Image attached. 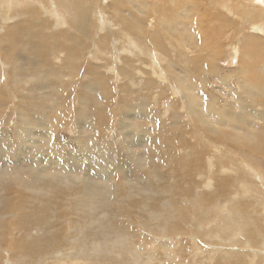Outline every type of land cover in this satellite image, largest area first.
<instances>
[{
    "label": "rangeland",
    "instance_id": "374dc122",
    "mask_svg": "<svg viewBox=\"0 0 264 264\" xmlns=\"http://www.w3.org/2000/svg\"><path fill=\"white\" fill-rule=\"evenodd\" d=\"M40 1L12 9L9 13L15 11L25 15H0V98L3 102L0 109V264H133V261L136 264H264V246L255 247L263 253L258 254L259 259H253L255 252L248 249L254 251V247L242 245L241 241L230 244V239L227 240L229 244L225 245L224 237V241L219 242L215 240L216 235L213 237L205 231L212 226L201 227L204 222L197 225V229L193 228L197 219H210L216 226L226 217L221 214L220 206L215 205L216 200H220L215 196L218 184L213 175L216 171L230 180L231 190L238 187L240 180L254 181L256 184L261 181L257 177L253 180L248 171L250 167L246 170L241 163L251 165L259 174H264V160L258 155H248L244 149L229 153V144L213 147L197 132L204 128L217 130L229 124L226 130L230 134L240 129L238 132L241 135L251 136L255 132L252 128L264 133V107H257L256 112L249 113L247 108L242 110L241 107H235L233 116H223L227 118L226 123L208 111L211 103L220 109H224L226 103L234 107L235 93L242 92L247 85L259 89L256 83L262 78L259 76H264V26L257 21L263 15H248L249 20L253 18L255 21L251 25L244 20L245 8L241 7L242 2H245V7L254 5L250 10H259L264 7V2L194 0L198 5L190 7L186 5V0H149L156 6L148 7L145 14L143 0H114L112 7L115 12L105 9V6L110 7L112 0H77V4L80 2L77 6L68 0ZM96 6L99 8L92 14ZM238 7L239 11H236ZM57 10L62 24L54 26L53 22L57 19L53 14ZM81 11L91 24L86 28L89 31L87 37L76 30L81 25L78 22L81 21ZM76 13H79V19L75 18ZM104 15L113 17L112 21L116 24L114 31L108 32L111 21ZM15 24L20 28L16 29ZM126 30L132 33L139 30L148 34L146 41H140L145 48L144 54L136 56L134 53L130 57L129 54L121 53L119 47L124 45L120 44H125L126 40L121 36ZM238 30L240 33L237 35ZM52 36L54 39H51ZM104 36L107 37L106 44L103 43ZM247 36L256 37L263 45L256 46L251 40L253 48L244 49ZM149 38H152L151 42ZM113 40L120 41L119 47L111 44ZM75 41H80L78 49H74ZM56 42L58 47L54 49ZM145 43L147 48L153 47L156 51L154 61L160 80L152 75V59L147 54ZM64 47L70 51L65 53ZM45 54L48 58L43 61L42 56ZM24 57V60L17 63L21 66L20 70H13L14 65L7 63V60ZM122 57L127 66L121 62ZM118 67L124 71L128 67L129 74L134 75L135 70L132 69L138 67L144 70V76H135L134 83L130 82L129 78L116 76ZM239 68L241 70L236 75ZM14 74H23V82H19L17 89ZM225 74H230L234 80L232 86L221 82L220 78ZM236 77L242 80L247 78L248 81H244L241 86ZM176 90H179L178 93ZM261 94L258 93L261 97H254L257 103H264V95ZM242 95L245 96V92ZM27 108L29 111L25 110ZM23 109L29 114L26 119L28 124L20 121L25 112ZM28 126L32 132L25 135L22 130ZM254 141L257 142L256 139ZM55 156L61 157L59 162H55ZM67 157L72 163L65 162ZM220 157L223 162L219 164ZM96 160L100 161L99 166L94 164ZM185 161H188V167L192 169L190 176L184 172ZM71 183H75L76 189ZM86 183L96 186L93 193L90 194L86 189ZM174 184L177 188L172 193L177 197L171 199L174 206L167 208L166 198L163 197L170 198L167 191ZM243 186L245 184L241 191L239 188L233 191L237 194L235 200L239 199ZM116 189L123 194L116 193ZM228 193L230 189L226 198H229ZM119 197L124 199L120 200ZM245 198L251 200L249 195ZM10 199L12 201H8ZM143 201H147L146 208L135 205ZM227 201L222 200L221 204ZM8 202L16 205L15 211L8 206ZM90 202L94 205H90ZM149 202L153 203L149 206ZM242 203L248 209V214L243 212L246 216L242 214L247 221H251V218L259 219L260 214L264 215L263 204L260 207L253 202ZM123 206L128 209V215ZM38 214L49 220L54 230H50L52 227L36 229L30 221L35 220ZM83 219L86 220L84 223ZM250 223V230L256 232L247 235V239L243 235L245 241L254 245L258 231L264 243V230L259 226L264 229L263 220ZM241 225L244 226V222ZM58 228L60 231L56 230ZM174 228L178 231L172 232ZM90 230L98 237L91 243L98 248L96 251L92 250V246L88 247V242L83 239L89 236L87 232L91 233ZM163 231H167L169 236L165 237ZM176 233L180 236L174 237ZM157 237L160 238L158 241ZM47 238L53 241L47 242ZM51 242V246L43 245ZM72 244L83 245L81 249L80 246L73 249ZM48 246L54 250L50 252ZM211 250H214V254H211ZM53 251L57 252L54 254Z\"/></svg>",
    "mask_w": 264,
    "mask_h": 264
},
{
    "label": "bare ground",
    "instance_id": "6f19581e",
    "mask_svg": "<svg viewBox=\"0 0 264 264\" xmlns=\"http://www.w3.org/2000/svg\"><path fill=\"white\" fill-rule=\"evenodd\" d=\"M34 1H39V2H41L40 0H0V15H3V14H6V15H8L9 17H15L16 15L15 14H24L23 12H16L15 13V11H11L12 13L11 14H9L10 13V10H12V9H15V8H18V7H20V6H23V5H26V4H28V5H30V4H33L34 3ZM71 4H75V6H77L78 4H80V2L77 4V2L78 1H80V0H76V1H74V0H68ZM187 2H186V5L188 6V5H190V7H195L196 5H198V3H196L195 4V2H194V0H186ZM196 1V0H195ZM246 1V0H245ZM253 2H259V3H263L264 2V0H252ZM200 2V1H199ZM227 3H229V2H227ZM245 3V2H244ZM243 2H242V7L241 8H245V18H244V20H246V22H249L251 25L252 24H254L255 23V21L253 20V18H252V20H249V18H248V15L249 16H252V17H256V16H258V15H263L262 17L263 18H261V20L260 21H257V22H259V24L261 25V26H264V21H263V19H264V7H260V9L259 10H257V9H254L253 11L252 10H250V8H252V7H254V5L253 4H249V6H247V7H245V4H244ZM185 4V3H184ZM114 5V0H112V2H111V5H110V7L109 6H105V9L107 10V9H109V10H112L113 12H115L113 9H115V8H113L112 6ZM142 5L143 6H145V11H143L144 13L145 12H147V8L149 7V8H153V6H156V4L155 5H152L151 3H150V1L149 0H143V3H142ZM199 5H200V3H199ZM80 6V5H79ZM201 6V5H200ZM142 7V6H141ZM22 8V7H21ZM29 8V7H28ZM35 8V7H34ZM99 8V6H96L95 8H94V10H93V12H92V14H95L96 12H97V9ZM8 9V10H7ZM23 9H25V8H23ZM30 9V8H29ZM32 9V8H31ZM139 9V8H138ZM79 10H80V7H79ZM228 10H229V8H228ZM232 10H233V7H232ZM21 11V10H20ZM24 11V10H23ZM75 11V10H74ZM236 11H239V7L238 8H236ZM77 12V11H76ZM80 12V11H79ZM82 12V11H81ZM85 12H86V9H85ZM142 12V13H143ZM244 13V12H243ZM26 14V13H25ZM24 14V15H25ZM79 13H76V15H75V18L76 19H79V15H78ZM146 14V13H145ZM145 14H143V17H145ZM54 15V17L57 19V20H55V22H53V24H54V26L57 24V23H59V25H61L62 24V21H61V15H60V13H58V10L57 11H55V13L53 14ZM85 13L83 14V12L81 13V15H80V20L81 21H78L79 22V24H81L80 26H78V27H76V30L77 31H79L80 33H82L83 34V37L85 36V37H87L88 36V34H89V31L86 29L88 26H90L91 24H90V22L88 21V19H86L85 18ZM36 16V15H35ZM90 16V15H89ZM104 16H106V15H104ZM240 16H241V14H240ZM40 17V16H39ZM111 22H110V29H109V31L108 32H110L111 30H113V28H115L116 27V24L112 21V18L113 17H111V18H109V16H106ZM29 18V17H28ZM141 18H142V15H141ZM242 18V17H241ZM38 19V18H37ZM12 20V19H11ZM65 21H66V19H65ZM115 21V20H114ZM141 21V20H140ZM47 22V21H46ZM82 22H83V24H82ZM160 22V21H159ZM168 22V21H167ZM123 23H125V21L123 22ZM141 23V22H140ZM120 24V23H119ZM163 24H164V22H163ZM166 24V23H165ZM249 24V25H250ZM17 27H16V29H19L20 28V26H18L17 24H15ZM33 25V24H32ZM125 25V24H124ZM24 26V25H23ZM29 26H31V25H29ZM133 26H134V24H133ZM135 26H136V24H135ZM19 27V28H18ZM22 27V26H21ZM25 27V26H24ZM125 27H127V25L125 26ZM91 28V27H90ZM121 28V27H120ZM122 28H124V27H122ZM131 28H133V27H130V29ZM137 28V27H136ZM247 28V27H246ZM258 28H260V27H258ZM54 29H57L56 27H54ZM59 29V28H58ZM93 29V28H92ZM127 29V28H126ZM22 30V29H21ZM97 30H98V28H97ZM115 30V29H114ZM113 30V31H114ZM13 31V30H12ZM17 31V30H16ZM25 31V30H24ZM44 31V30H43ZM120 31V30H119ZM124 31V30H123ZM122 31V32H123ZM127 32H125L123 35H122V33H120L122 36L121 37H123V38H126V40H125V44H120V45H124V46H121V47H119L118 45H119V43H120V41H118V40H113L112 42H111V44H114V45H116V46H118L121 50H122V52L121 53H124V54H129V56L130 57H133V55H134V53H135V55L136 56H138L137 54H144V52H145V48L141 45V43H140V41H141V39H144V41H146V39L148 38V34L145 32V33H142V32H139V30H135L136 31V33H132V31H129V30H126ZM143 31V30H142ZM23 32V31H22ZM28 32V31H27ZM121 32V31H120ZM139 32V33H138ZM9 33V32H8ZM18 33V32H17ZM24 33V32H23ZM40 33V32H39ZM62 33V32H61ZM240 33V31L238 30V33H237V35ZM216 34V33H215ZM10 35V34H9ZM12 35H14V34H12ZM12 35H10V36H12ZM36 35V34H35ZM40 35H43L42 33L40 34ZM52 35V34H51ZM115 35H116V33H115ZM114 35V36H115ZM118 35V34H117ZM8 36V35H7ZM26 36V35H25ZM29 36V35H28ZM27 36V37H28ZM18 37V36H17ZM16 37V38H17ZM20 37H22L21 35H20ZM90 37H92V36H90ZM106 36H104L103 37V43H105L106 44V42H105V40H106V38H105ZM110 37V36H109ZM216 37V36H215ZM13 38V37H12ZM16 38H13V39H16ZM23 38V37H22ZM33 38V37H32ZM36 38V37H35ZM42 38V37H41ZM44 38V37H43ZM42 38V39H43ZM251 38V39H250ZM2 39H3V37H2ZM21 39V38H20ZM19 39V40H20ZM48 39V38H47ZM50 39V38H49ZM51 39H54V36H52L51 37ZM9 40V39H8ZM149 40H150V42L152 41V38L150 39L149 38ZM158 40H159V38H158ZM251 40H253V42H255L254 44L256 45V46H258L259 45V47L261 46V45H263L262 43H261V41H259V40H257V38L255 37V38H253L252 36H247L245 39H244V46H243V48L245 49V48H247V47H252L253 48V43H252V41ZM6 41V40H5ZM37 41H38V39H37ZM214 41V40H213ZM204 42V41H203ZM10 43H12V41H10ZM18 43V42H17ZM75 45H74V49H78V47H79V44H80V41H78V42H76L75 41V43H74ZM97 44V43H96ZM110 44V45H111ZM148 44H150L149 42H148ZM13 45V44H12ZM14 45H16V44H14ZM60 45V44H59ZM84 45V44H83ZM144 45V44H143ZM145 45H146V48H147V44L145 43ZM151 45V44H150ZM152 45H153V43H152ZM151 45V46H152ZM23 46V45H22ZM42 46V45H41ZM82 46V45H81ZM54 47H58V42H56L54 45H53V48ZM255 47V46H254ZM259 47L256 49L257 51H258V49H259ZM5 48V47H4ZM7 48V47H6ZM9 48V47H8ZM73 48V47H72ZM14 49V48H13ZM27 49V48H26ZM36 49H38V48H36ZM55 49V48H54ZM0 50H2V49H0ZM9 50V49H8ZM17 50V49H16ZM73 50V49H72ZM70 51V49L69 48H67V47H64V52L65 53H68ZM147 54L151 57V59H152V61H150V62H152V65H151V72L153 73L152 75H154V76H156L159 80H160V75H159V73H158V68L156 69V62L154 61V56H155V54H156V51H155V49L152 47V48H147ZM249 50H247L246 52H248ZM23 52V51H22ZM28 52H29V50H28ZM3 53V52H2ZM63 53V52H62ZM113 53V50L110 52V54H112ZM4 54V53H3ZM15 54V53H14ZM18 54V53H17ZM17 54H15V55H17ZM22 54V53H21ZM21 54H20V56H21ZM24 54V53H23ZM61 54V53H60ZM115 54H116V52H115ZM65 55H67V54H65ZM147 55V56H148ZM3 56V55H2ZM12 56V55H11ZM128 56V57H129ZM217 56V55H216ZM39 57V56H38ZM124 57H127V56H124ZM124 57H122V60H121V62L123 63V65H126L127 66V64H125L123 61H124ZM158 57V56H157ZM11 58H13V57H11ZM48 58V56L45 54V55H43L42 56V60L43 61H45L46 59ZM112 58H113V56H112ZM116 58H118V57H116ZM136 58V57H135ZM25 59V57L24 58H21V59H11V60H7V59H4V60H7V63H9V64H11V65H14V68H13V70H15V69H17V70H20L21 69V66L20 65H17V63H18V61L19 62H21V60H24ZM30 59V58H29ZM29 59H28V61H29ZM39 59V58H38ZM63 59V58H62ZM67 59H69V57L67 58ZM76 59V58H75ZM126 59H128V58H126ZM126 59H125V61H126ZM157 59V58H156ZM159 59V58H158ZM113 60V59H112ZM150 60V59H149ZM62 61V60H61ZM135 61H137V62H139L140 60H135ZM146 61V60H145ZM35 62V61H34ZM39 62V61H38ZM37 62V63H38ZM63 62V61H62ZM36 63V62H35ZM78 63V62H77ZM117 63V61L114 63V64H116ZM158 63H159V61H158ZM48 64V63H47ZM55 64V63H54ZM76 64V63H75ZM129 64V63H128ZM3 65V64H2ZM6 65H8V64H6ZM26 65V64H25ZM24 65V66H25ZM138 65V64H137ZM140 65V64H139ZM4 66H5V64H4ZM54 66H56V65H54ZM71 66V65H70ZM76 66V65H75ZM143 66V65H142ZM207 66H208V64H207ZM26 67V66H25ZM68 67V66H67ZM72 67V66H71ZM209 67V66H208ZM211 67V66H210ZM209 67V68H210ZM12 68V67H11ZM44 68H46L45 66H44ZM57 68V67H56ZM69 68V67H68ZM76 68V67H75ZM120 67H118V72H115V74H116V76H124V78L126 77V79L127 78H129V80H130V82H133L134 83V79H135V76H139V75H141V76H144V70L142 71L140 68H138V67H133V69L132 70H135V75H134V73H132V74H129V69H128V67L126 68V71H124V69H119ZM165 68V67H164ZM173 68V67H172ZM207 68V67H206ZM242 68V67H241ZM241 68H239L238 70H237V72H236V75H238V73L240 72V70H241ZM244 68V67H243ZM93 69V68H92ZM162 69V68H161ZM167 69V68H166ZM246 69V68H245ZM245 69H243V71L245 70ZM44 70V69H43ZM59 70V69H58ZM57 70V71H58ZM113 70V69H112ZM252 70V69H251ZM6 71V70H5ZM155 71H157L156 73H155ZM236 71V70H235ZM34 72V71H33ZM162 72V71H161ZM20 73H21V71H20ZM53 73V72H52ZM69 73V72H68ZM92 73V72H91ZM131 73V72H130ZM233 73V72H232ZM10 74V73H9ZM55 74H56V72H55ZM58 74V73H57ZM70 74V73H69ZM95 74V73H94ZM163 74V73H162ZM53 75V74H52ZM246 75V74H245ZM13 76H15V78H16V89L18 88V84H19V82L21 81V79H22V77H23V74H14ZM58 76V75H57ZM244 76V75H243ZM249 76V75H248ZM259 76V75H258ZM96 77H98V76H96ZM105 77V76H104ZM171 77V76H170ZM239 77V76H238ZM238 77H236L237 78V80H238V83L242 86V85H244L243 83H245L244 81H248L247 80V78L245 79V80H242V79H239ZM251 77V76H250ZM259 77H262V78H259L258 79V82L256 83L259 87V89H257V88H255V87H251V86H245V88L243 89V91L242 92H236L235 93V96H234V98H235V103H234V107L233 106H230L229 104H225L224 105V109H220L218 106H216L215 104H213V103H211V104H209V109H208V111H212L213 113H215V115L217 116V118L220 120V121H222V122H224V123H226V117H223V116H228V115H231V116H233L234 115V113H233V111H234V108L235 107H238V108H240L241 107V109L242 110H244L245 108H247L248 109V113H249V111H251V112H256L255 110H256V108L257 107H264V103L262 102V101H259V103H257L256 102V98L254 99V97H256V95H258V93L260 94V93H262L261 95H264V76H259ZM123 79V78H122ZM141 79V78H140ZM164 79V78H163ZM220 80H221V82L222 83H226V84H230L231 86L234 84V80L232 79V77H231V75L230 74H225V75H223L221 78H220ZM236 80V81H237ZM12 81V80H11ZM76 81V80H75ZM21 82H23V81H21ZM20 82V83H21ZM94 82V81H93ZM26 83V82H25ZM140 83V82H139ZM76 84V83H75ZM86 84V83H85ZM28 85V84H27ZM98 85H100L99 83H98ZM86 86V85H85ZM132 86V85H131ZM101 87V86H100ZM261 87V88H260ZM97 88V87H96ZM104 88V87H103ZM168 88V87H167ZM35 89V88H34ZM87 89V88H86ZM127 89H129V88H127ZM183 89V88H182ZM181 89V90H182ZM63 90V89H62ZM90 90V89H89ZM96 90V89H95ZM104 90V89H103ZM158 90V89H157ZM166 90V89H165ZM164 90V91H165ZM180 90V89H179ZM179 90H176V93H178V91ZM184 90V89H183ZM182 90V91H183ZM187 90V89H186ZM186 90H184V91H186ZM203 90V89H202ZM240 90V89H239ZM20 91V90H19ZM24 91V90H23ZM91 91V90H90ZM128 91V90H127ZM31 92V91H30ZM245 92V96H243L242 94ZM15 93H17L16 91H15ZM20 93H22V92H20ZM62 93V92H61ZM87 93V92H86ZM180 93V92H179ZM73 94V93H72ZM71 94V95H72ZM127 94V93H126ZM53 95V94H52ZM94 95V94H93ZM249 95V96H248ZM89 96V95H88ZM185 96V95H184ZM259 96V95H258ZM1 97V96H0ZM259 97H261V96H259ZM52 98H54V97H52ZM52 98H50V99H52ZM150 98V97H149ZM187 98V97H186ZM192 98V97H191ZM188 99V98H187ZM248 99V100H247ZM56 100V99H55ZM105 100V99H104ZM260 100H262V98L260 99ZM160 101V100H159ZM135 102V101H134ZM143 102V101H142ZM195 102H197V101H195ZM222 102V101H221ZM3 102H2V100H1V98H0V109L2 108V106H3V104H2ZM192 103V102H191ZM26 104V103H25ZM161 104V103H160ZM86 105V104H85ZM24 106H26V105H24ZM130 106V105H129ZM28 107V106H27ZM43 107V106H42ZM134 107V106H133ZM187 107V106H186ZM188 109V108H187ZM237 109V108H236ZM24 110V109H23ZM25 110H27V111H29L28 110V108L27 109H25ZM24 110V111H25ZM132 111H134V110H132ZM194 111V110H193ZM259 111V110H258ZM26 112V111H25ZM24 112V114H22V116H21V119H20V121L22 122V123H26V119L28 118V116H29V114H27V112L25 113ZM191 112V111H190ZM263 112H264V109H263ZM135 113V112H134ZM209 113H211V112H209ZM190 114V113H189ZM124 115V114H123ZM141 115V114H140ZM192 115H194V114H192ZM0 116H1V113H0ZM15 116H17V115H15ZM246 117V116H245ZM17 118H18V116H17ZM247 118H249V116L247 117ZM263 118H264V116H263ZM215 119V118H214ZM232 119V118H231ZM242 119V118H241ZM244 119V118H243ZM153 120V119H152ZM18 121V120H17ZM219 121V122H220ZM217 122H218V120H217ZM243 122V121H242ZM246 123H247V121H246ZM26 124H28V123H26ZM203 124V123H202ZM234 124V123H233ZM227 125H229V124H226V125H223V126H220L219 128H217V130H215V129H207V128H204V129H202V130H197V132L199 131V134L202 136V137H204L205 138V140H207V142H209V145L211 144L213 147H216V148H218L219 146H224V144L226 145V144H229L230 146L229 147H231V148H229V147H227L229 150H228V152L229 153H233V150H237V151H240V150H245L246 152H247V154L248 155H253V154H256V155H258L261 159H263L264 160V133L263 134H261V133H259L256 129H253L252 128V130H254L255 132H253V134L251 135V136H249V135H246V136H244V135H241L238 131L240 130H233V132H236V133H229L227 130H226V128H228L227 127ZM30 126H33V125H30ZM30 126H28L27 128H25V130L23 129L22 130V132H23V134H25V135H27L30 131H31V127ZM127 126V123H125V127ZM230 126V125H229ZM232 127H234L233 125H232ZM20 129H22V127H20ZM184 131V130H183ZM241 131V130H240ZM21 132V131H20ZM32 132V131H31ZM41 132H43V130H41ZM249 132V131H248ZM184 133H185V131H184ZM30 134H32V133H30ZM44 134V133H43ZM45 135V134H44ZM54 135V134H53ZM47 136V135H46ZM50 136H52V135H49V137ZM141 136H143V135H141ZM145 136V135H144ZM28 137V136H27ZM36 137V136H35ZM200 137V136H199ZM251 137H254V139H252ZM256 139V141L257 142H255L254 140ZM29 142V141H28ZM40 142V141H39ZM172 142V141H171ZM19 143V142H18ZM53 145H54V143H53ZM57 146V145H56ZM40 147V146H39ZM102 147V146H101ZM188 147H190V145L188 146ZM48 148V147H47ZM26 149L28 150V149H30L29 147H26ZM32 149V148H31ZM57 149V148H56ZM59 149V148H58ZM107 149V148H106ZM0 150H1V146H0ZM189 150V149H188ZM2 151H3V149H2ZM35 151V150H34ZM110 151V150H109ZM188 152V151H187ZM103 153V152H102ZM108 153V152H107ZM107 153H106V155H107ZM50 154V153H49ZM86 154V153H85ZM134 154V153H133ZM79 155H80V153H79ZM69 156V155H68ZM71 156V155H70ZM69 156V157H70ZM101 156H104V155H101ZM222 156V155H221ZM232 156V155H231ZM79 157H81V156H79ZM100 157V156H99ZM106 158H107V156H105ZM109 157H111L110 156V154H109ZM72 158V157H71ZM102 158V157H101ZM105 158V159H106ZM54 160H55V162H59L60 161V159H61V157L60 156H55L54 158H53ZM93 159V158H92ZM109 160H110V158H108ZM67 160V161H66ZM66 160H65V162L67 163V162H71V159L70 158H66ZM75 160V159H74ZM81 160V159H80ZM84 160V159H83ZM112 160V159H111ZM110 160V161H111ZM219 164L221 163V162H223V159L220 157L219 159ZM78 161V160H77ZM188 161H190V159L188 160ZM188 161H185V162H183L184 163V167H185V169H184V172H185V174H187V175H189L190 176V172H191V168L190 167H188ZM195 162H197V161H195ZM72 163V162H71ZM78 164V163H77ZM94 164H97L98 166L101 164L100 163V161H98V160H96L95 161V163ZM104 164H106V163H104ZM241 165L244 167V168H246V170H247V167H250V170H248L250 173V175H251V177H252V179L254 180L255 179V177H257L258 178V180L259 179H261V181H259L258 182V184H256L254 181H244V180H240L239 182H238V187L236 188H234V190H237L238 188L240 189V191H241V187H242V185L243 184H245V186H243L244 187V189H243V192L240 194V196H239V199L238 200H235V196L237 195L235 192L233 193V189L231 190V185H230V183H229V179L227 178L226 179V176H222V174L220 173V171H216L215 172V174L213 175V179L216 181V183L218 184V188L216 189V191H215V196H217L220 200H216L217 201V203L215 204L216 206H220V211H221V214H224V215H226V217H224L225 219L224 220H220L221 222H219V223H217V222H215V223H217L216 224V226H214L213 224V222L212 221H209L210 219H205V218H203V219H197L196 220V223H195V225H193L194 223H191V225H193V226H195V227H193L194 229H197V225H199L200 223H202V222H204L203 224H201V227L203 228V227H205L206 225H209V226H212V228L210 229H207V230H205V231H208L210 234H211V236H213L214 237V235H216V238H215V240H217V241H219V242H222V238L224 237V239H225V241H224V244L226 245V244H233V243H235V244H237V242L238 241H241V244L242 245H247L248 247H254V251L253 250H250V248L248 249V251H252V252H255V254H254V257H253V259H255V257H257L258 259L260 258V256L258 255V254H261V253H263L261 250L259 251V250H256L255 249V247H257V246H259V245H262V247L264 246V243L262 242L263 240L261 239L263 236L261 235V233L260 232H258L257 231V235H256V240H254V245H253V243H251V242H246L245 241V238L247 239V235H253L254 234V232H256V231H252V230H250V225L248 224V222L250 223V222H253V223H255L256 221H259V220H263V222H264V215L263 214H260L258 217H259V219L257 218V219H253V218H251L250 220L251 221H247L246 220V217L244 218V216L243 215H245V213L243 214V212H245L246 211V214H248V209H247V207L245 206V204L244 203H242V202H253L254 204H257V205H260V207H262L261 206V204H263L264 205V185L262 184V180H264V174H263V172H260L261 174H263V176L261 175V174H259V171L257 170H254L252 167H251V165H243V163H241ZM80 166V165H79ZM102 166V165H101ZM103 166H105V165H103ZM108 166V165H107ZM106 166V167H107ZM54 167V166H53ZM83 167V166H82ZM103 168V167H102ZM101 168V169H102ZM83 169V168H82ZM81 169V170H82ZM103 169H105V168H103ZM119 169V168H118ZM47 170V169H46ZM77 170V169H76ZM100 172V171H99ZM104 172V171H103ZM243 172V171H242ZM39 173H41V172H39ZM62 173V172H61ZM109 173V172H108ZM198 173V172H197ZM42 174V173H41ZM105 174H107V171H106V173ZM110 174V173H109ZM59 175V174H58ZM101 175V174H100ZM42 176V175H41ZM40 176V177H41ZM63 176V175H62ZM98 176V175H97ZM225 177V178H224ZM238 178V177H237ZM27 179V178H26ZM59 179H60V176H59ZM65 179V178H64ZM63 179V180H64ZM160 179V178H159ZM163 179V178H162ZM205 179V178H204ZM61 180V179H60ZM256 180V179H255ZM81 181V180H80ZM84 181V180H83ZM82 181V183H84ZM165 181V180H164ZM45 182V181H44ZM50 182V181H49ZM201 182V181H200ZM233 182V181H232ZM47 183H48V181H47ZM46 183V184H47ZM53 183V182H52ZM60 183V182H59ZM58 183V184H59ZM63 183H64V181H63ZM69 183V182H68ZM67 183V184H68ZM81 183V182H80ZM39 184V183H38ZM45 184V185H46ZM49 184L50 183H48V186H49ZM60 184H62V182L60 183ZM75 184V183H74ZM74 184H72L71 183V185H73L74 187L73 188H75V185ZM176 184H178V183H176ZM176 184H174L173 186H171V187H169L168 188V191H167V193L170 195V198H167V196H165V197H163V198H166V200H165V202L167 203V208H172L173 206H174V204L171 202V199H173L174 198V196H176V194L175 193H172V191L175 189V188H177V186H175ZM42 185V184H41ZM52 185H55V184H51V186ZM119 185V184H118ZM39 186V185H38ZM47 186V185H46ZM51 186H50V188H51ZM64 186V185H63ZM65 186H68V185H65ZM82 186H84V185H82ZM116 186V185H115ZM43 187V186H42ZM69 187V186H68ZM71 187V186H70ZM85 187H86V189L90 192V194L91 193H93V190L95 191V187L92 185V184H89V183H86L85 184ZM45 188V187H44ZM56 188H57V184H56ZM56 188H54V189H56ZM80 187H78V189H79ZM99 188V187H98ZM47 189V188H46ZM53 189V188H52ZM76 189V188H75ZM97 189V188H96ZM144 189V188H143ZM228 189H230V193H228L229 195V198H226V195H227V191H228ZM67 190H68V188H67ZM74 190V189H73ZM86 190V191H87ZM99 191L101 190V189H98ZM117 190V191H116ZM115 191H116V193L118 192V189H116ZM125 191H126V189H124ZM129 190V189H128ZM142 190V189H141ZM53 191V190H52ZM52 191H51V194H52ZM57 191V190H56ZM69 191V190H68ZM75 191V190H74ZM73 191V192H74ZM78 191V190H77ZM86 191H84V195L86 194L85 192ZM87 191V192H88ZM139 191V190H138ZM239 191V192H240ZM139 192H141V191H139ZM144 192H146V191H144ZM57 193V192H56ZM55 193V194H56ZM66 193V192H65ZM81 193V192H80ZM96 193H98V191L96 192ZM101 193V192H100ZM99 193V194H100ZM119 194H121L122 193V191L121 192H118ZM202 193V192H201ZM18 194V193H17ZM50 193H49V195H51ZM71 194V193H70ZM89 194V195H90ZM110 194V193H109ZM113 194V193H112ZM114 194H115V192H114ZM113 194V195H114ZM123 194V193H122ZM125 194V196H126V192L124 193ZM127 194H128V192H127ZM145 194V193H144ZM150 194V193H149ZM161 194V193H160ZM163 194V193H162ZM205 194V193H204ZM212 194V193H211ZM65 195V194H64ZM78 195H80V194H78ZM88 195V194H87ZM117 195V194H116ZM115 195V196H116ZM140 195H141V193H140ZM158 195V194H157ZM207 195H208V193H207ZM206 195V196H207ZM246 195H249V198L251 199L253 196H255L253 199H251V200H245V199H247V198H245V196ZM45 196H46V194H45ZM55 196V195H54ZM61 196V195H60ZM83 196V195H82ZM95 196V195H94ZM111 196V195H110ZM131 196L132 195H130V198H131ZM142 196H143V194H142ZM47 197V196H46ZM67 197V196H66ZM69 197V196H68ZM67 197V198H68ZM71 197H72V195H71ZM91 197V196H90ZM153 197V195L150 197L151 198V200L153 199L152 198ZM155 197V196H154ZM177 197V196H176ZM224 197H225V199H224ZM243 197V198H242ZM43 198V197H42ZM52 198H54V197H52ZM79 198V197H78ZM115 198V197H114ZM135 198V197H134ZM149 198V199H150ZM207 198V197H206ZM74 199V198H73ZM119 199H120V197H119ZM122 199H124V198H122L121 197V199L120 200H122ZM127 199H128V197H127ZM139 199V198H138ZM147 199V198H146ZM197 199V198H196ZM231 199V200H230ZM50 200V199H49ZM75 200H77V199H75ZM81 200H83V199H81ZM86 200H88V199H86ZM94 200V199H93ZM129 200V199H128ZM213 200V199H212ZM211 200V201H212ZM227 201L225 204H221V201ZM8 201H12L11 199L10 200H8ZM17 201V200H16ZM52 201V200H51ZM56 201V200H55ZM62 201H64V200H62ZM62 201H61V203H62ZM206 201H207V199H206ZM216 201H214V202H216ZM14 202V201H13ZM42 202V201H41ZM58 202H60V201H58ZM66 202V201H65ZM87 202V201H86ZM89 202V201H88ZM17 202H15V204H16ZM46 203V202H45ZM49 203H50V201H49ZM54 203V202H53ZM52 203V204H53ZM67 203V202H66ZM82 203V202H81ZM80 203V204H81ZM130 203V202H129ZM151 203H153V202H149V206H150V204ZM210 203V202H209ZM8 206H11V207H13V210L12 211H15L16 210V205H13L12 204V202H11V204L8 202ZM44 204V203H43ZM79 204V205H80ZM86 204V203H85ZM213 204V203H212ZM46 205H49L48 203L46 204ZM88 205V207H89V204H87ZM90 205H94V203L93 202H90ZM136 206H139L140 208L142 207V208H146L147 207V201H143L142 203H136L135 204ZM153 205V204H152ZM191 205H193L192 203H191ZM224 205H226L225 207V210H224V208H223V206ZM7 206V207H8ZM18 206V205H17ZM41 206V205H40ZM51 206V205H50ZM53 206V205H52ZM78 206V205H77ZM76 206V207H77ZM82 206H83V204H82ZM179 206H180V204H179ZM214 206V205H213ZM55 207V206H54ZM57 207V206H56ZM55 207V208H56ZM67 207V206H66ZM92 207V206H91ZM90 207V208H91ZM78 208V207H77ZM151 208V207H150ZM149 208V209H150ZM207 208V207H206ZM209 208V207H208ZM46 209H48V208H46ZM50 209V208H49ZM52 209V208H51ZM57 209V208H56ZM69 209H71L72 210V208H70L69 207ZM79 209V208H78ZM123 209H124V211H125V214H129L128 213V211H126V210H128V209H126L124 206H123ZM139 209V208H138ZM156 209V208H155ZM217 209V208H216ZM215 209V210H216ZM55 210V209H54ZM88 210V209H87ZM90 210V209H89ZM92 210V209H91ZM94 210V209H93ZM134 210H135V208H134ZM151 210V209H150ZM171 210V209H170ZM179 210V209H178ZM11 211V212H12ZM57 211V210H56ZM75 211H76V209H75ZM86 211V210H85ZM117 211V210H116ZM201 211V210H200ZM209 211V210H208ZM210 211H213V210H210ZM217 211H218V209H217ZM252 211H254V208H252ZM70 212V211H69ZM81 212L82 211H80L79 212V215L81 214ZM94 212V211H93ZM92 212V213H93ZM196 212V211H195ZM203 212V211H202ZM201 212V214H203ZM207 212V211H206ZM55 213V212H54ZM75 213V212H74ZM85 213V212H84ZM90 213H91V211H90ZM96 213V212H95ZM177 213V212H176ZM14 214V213H13ZM16 214H17V212H16ZM58 214V213H57ZM56 214V215H57ZM76 214V213H75ZM74 214V215H75ZM86 214V213H85ZM84 214V215H85ZM183 214V213H182ZM213 214V213H212ZM243 214V215H242ZM41 214H38L37 216H35L36 218H35V220L33 219L32 221H30V222H32L33 224H34V226L36 227V229H47V228H50V227H52V228H50V230L51 229H53L54 227L50 224V221L48 220H46V219H43V218H41V217H39ZM52 215H53V213H52ZM59 215V214H58ZM87 215V214H86ZM176 215V214H175ZM215 215V214H214ZM236 215H238L239 217L238 218H236ZM49 216V215H48ZM55 216V215H54ZM67 216V215H66ZM157 216V215H156ZM159 216V215H158ZM178 216V215H177ZM180 216H181V214H180ZM179 216V217H180ZM196 216V215H195ZM218 216H221V215H218ZM246 216V215H245ZM61 217V216H60ZM56 217H54V219H55ZM58 218V217H57ZM81 217H79V219H80ZM159 218V217H158ZM193 218H196V217H193ZM261 218V219H260ZM54 219H53V221H54ZM82 219V218H81ZM248 219V218H247ZM61 220V219H60ZM59 220V221H60ZM85 219H83V223L86 221H84ZM185 220V219H184ZM44 222L43 224L41 223V222ZM63 221V220H62ZM158 221V220H157ZM156 221V222H157ZM240 221H241V224H242V222H244V226H242L241 224H240ZM96 223V222H95ZM160 223V222H159ZM168 223V222H167ZM59 224V223H58ZM61 224V223H60ZM59 224V225H60ZM169 224V223H168ZM251 224V223H250ZM32 225V224H31ZM30 225V226H31ZM87 224H85L84 226H86ZM166 226V225H165ZM255 226V225H254ZM260 226V228H261V230H264V229H262V226L261 225H259ZM14 227H17V226H14ZM33 227V226H32ZM39 227V228H38ZM60 227V226H59ZM213 227L215 228L214 230H213ZM263 227H264V225H263ZM260 228H258V229H260ZM54 230V229H53ZM56 230H59L60 231V228H58V229H56ZM92 230H94V229H92ZM92 230H90L91 231V233L90 232H87L88 234H89V236L87 237L86 236V234H85V236L87 237H84L83 239L84 240H86L87 242H88V247L89 246H92L93 247V249L92 250H94V251H96L97 249L91 244L93 241H96V238H98L96 235V233L95 232H92ZM96 230V229H95ZM94 230V231H95ZM178 230H176V228H174V230L172 231V232H177ZM245 231H246V233H245ZM38 232V231H37ZM163 232H165L166 234L164 235L165 237H168L169 235H167V231H163ZM204 232V231H203ZM45 233V232H44ZM54 233V232H53ZM61 233V232H60ZM97 233H99V232H97ZM244 233V234H243ZM262 233H263V231H262ZM52 234V233H51ZM55 234H58L57 232H55ZM264 234V233H263ZM60 235V234H59ZM185 235V234H184ZM221 235V236H220ZM243 235L245 236V238L243 237ZM38 236V235H37ZM54 236H56L57 237V235H54ZM63 236H64V234H63ZM171 236V235H170ZM178 236H180L179 235V233H176L175 235H174V237H178ZM257 236H258V238L259 239H257ZM46 237V236H45ZM55 237V238H56ZM44 238V237H43ZM53 238V237H52ZM251 238H253V237H251ZM61 239V238H60ZM67 239V238H66ZM70 239H72V238H70ZM160 239V238H159ZM158 239V237H157V239H156V241H158L159 240ZM168 239V238H167ZM228 239H230V242L228 243L227 242V240ZM243 239H244V241H243ZM254 239V238H253ZM44 240V239H43ZM47 240H48V238H47ZM62 241L64 240V239H61ZM35 241V240H34ZM50 241H53V240H50ZM49 240L47 241V242H50ZM80 241V240H79ZM85 241V242H86ZM98 241V240H97ZM44 242H46L45 240H44ZM84 242V243H85ZM205 242V241H204ZM14 243V242H13ZM57 243H59V241H57ZM57 243H54V245H57ZM82 243V242H81ZM154 243V242H153ZM152 243V244H153ZM65 244H66V242H65ZM162 244V243H161ZM43 245H49V246H51L52 245V242L51 243H44ZM54 245L52 246L53 248H54ZM59 245H61V241H60V244ZM83 245V244H82ZM81 245V246H82ZM87 245V244H86ZM95 245H97V244H95ZM205 245H206V243H205ZM13 246V245H12ZM48 246V247H49ZM72 246H73V249H76L77 247H79L80 245H77V244H75V245H73L72 244ZM81 246H80V248L79 249H81ZM84 246H85V244H84ZM48 247H45V248H47L48 249ZM57 247V246H56ZM62 247V246H61ZM87 247V249H90V248H88ZM134 247V246H133ZM195 247V246H194ZM83 248V247H82ZM86 248V247H85ZM85 248H83V249H85ZM32 249V248H31ZM47 249H46V251H47ZM58 249V248H57ZM69 249V248H68ZM136 249V248H135ZM156 249V248H155ZM203 249V248H202ZM40 250H41V248H40ZM51 250H54V249H51ZM51 250H50V247H49V251L51 252ZM111 250V249H110ZM201 250V249H200ZM238 250H241V249H238ZM12 251V250H11ZM59 251V250H58ZM156 251V250H155ZM242 252H243V250H241ZM14 252V251H13ZM20 252V251H19ZM57 252V251H56ZM55 252V253H56ZM149 252V251H148ZM52 253H54V251L52 252ZM54 253V254H55ZM49 254V253H48ZM211 254H214V250H211ZM22 255V254H21ZM168 256V255H167ZM264 256V255H263ZM16 258V257H15ZM140 258V257H139ZM19 259H21V258H19ZM24 259V258H23ZM135 259V258H134ZM22 260V259H21ZM40 260V259H39ZM137 261V260H136ZM40 262H42V259L40 260ZM44 262V261H43ZM134 263H135V261H133ZM19 263V262H18ZM133 263V264H134ZM136 264V263H135Z\"/></svg>",
    "mask_w": 264,
    "mask_h": 264
}]
</instances>
